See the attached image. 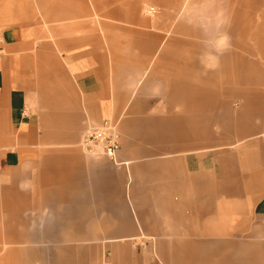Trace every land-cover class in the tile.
Returning <instances> with one entry per match:
<instances>
[{
	"label": "crops",
	"instance_id": "0c3cea01",
	"mask_svg": "<svg viewBox=\"0 0 264 264\" xmlns=\"http://www.w3.org/2000/svg\"><path fill=\"white\" fill-rule=\"evenodd\" d=\"M147 2L159 11L144 14ZM2 3L1 175L18 186L33 179L28 192L18 187L16 209L4 206V244L36 241L26 230L43 224L61 244L40 249L49 257L41 264H101L102 255L106 264H264V110L249 101L264 92H240L236 115L218 100L232 91L219 82L247 81L250 65L263 79L264 63L248 57V10L194 12L183 0ZM107 119L118 123V165L78 145L87 126ZM231 124L236 132L219 135Z\"/></svg>",
	"mask_w": 264,
	"mask_h": 264
},
{
	"label": "rangeland",
	"instance_id": "374dc122",
	"mask_svg": "<svg viewBox=\"0 0 264 264\" xmlns=\"http://www.w3.org/2000/svg\"><path fill=\"white\" fill-rule=\"evenodd\" d=\"M185 9H194V12L199 10L200 8H207L211 10V13L215 14L214 11H217L218 14H223L225 10H228V14L231 11L235 12L237 10H248L249 16H244L245 22L249 21L250 26H253L256 24V28L250 27L249 32L246 33V42L250 49V54L248 55L249 59L251 61H260L264 63V58L261 57V53L258 51L257 42H259V38H263L264 41V0H209L206 4L207 6H202L201 0H183ZM261 2V3H260ZM48 4V0H42V8L46 9V6ZM148 6H153L155 4L148 3L145 5H142L143 13L146 14L144 9ZM3 3L2 0H0V10H2ZM156 12L159 11V8L155 5ZM234 12V13H235ZM1 14V11H0ZM196 14V13H194ZM236 14V13H235ZM247 14V13H246ZM151 15V14H150ZM149 16V15H148ZM46 21V25L48 24H58L61 25L65 22L64 18L56 20L57 18L48 17V20L45 16L41 17ZM213 17H208L207 20H211ZM74 21H82L86 20L88 22H91L92 24H97L98 21H100L101 18L99 17H85V18H73ZM103 19V18H102ZM190 20L194 22H198L201 20V18L192 16L189 18ZM8 20L7 17L0 16V30L6 25V21ZM108 21V19H107ZM247 25V24H246ZM216 39H223V38H216ZM211 40V39H209ZM215 40V39H214ZM207 43L208 40H207ZM215 44V43H214ZM216 45V44H215ZM220 45V44H218ZM208 62V61H207ZM207 66H209V63H207ZM264 68V66H262ZM248 70V68H247ZM238 71V69H237ZM249 79L247 81H241L240 79H236L237 75L232 81L228 82H219V85L221 86H228L232 89L231 92L228 93L227 98H222L221 96L218 97L219 102H223L224 100L227 102L228 109L230 112L234 111V115H236V111H238L241 107L245 106L246 98L242 96L240 92H253L254 90H259L260 92H264V69H261V76L263 79H259L260 74L258 73L259 70L257 69V65L249 66ZM258 78V79H257ZM197 81V80H196ZM195 81V82H196ZM190 92H187V94ZM249 101H251L252 104H260L263 106L264 110V97L261 99L257 98H249ZM189 110V108L187 109ZM264 116V114H263ZM236 117V116H235ZM234 125V124H233ZM233 125H229L227 128L224 126H221L222 128H218L217 131L219 135L226 131L227 134H233V132H236L233 128ZM257 131L259 132V135L263 131V129H257V130H251V132ZM210 129L203 128L202 129V136L209 135ZM264 133V132H262ZM194 132L193 130H189L187 133V136H193ZM231 136V135H229ZM260 136L264 137V134H261ZM98 158H105V157H98ZM109 160V159H108ZM29 181H33L31 178L30 180H22L21 184H17V181L15 179L10 180V178L5 179L0 172V232L3 230V215H6L7 211L4 210V206L7 205V207L13 211L17 208V189L20 188L21 191H29L30 190V184ZM15 186V187H12ZM28 200L27 198H25ZM35 210L32 209H24L21 211L20 215L22 218L26 221H33L31 217L35 215ZM26 218V219H25ZM29 224L28 231H32L34 229V233L36 234V237L38 239L36 241L32 239L24 240L19 243H7L4 244V235H0V264H30V263H36L41 264V262H44V259L49 260V257L45 258L44 256H41L40 249H43L44 252L48 250L49 252L54 251L56 247H59L61 242H55L48 238H46V232L51 228L50 225H33ZM32 226V227H31ZM35 235L31 236L34 237ZM41 237V239H39ZM4 246L8 248L9 250L3 251ZM33 249H38L37 252L38 257H33L30 251ZM101 264H106L107 260L105 259L104 255L101 256L100 260Z\"/></svg>",
	"mask_w": 264,
	"mask_h": 264
},
{
	"label": "built area",
	"instance_id": "2783aa9c",
	"mask_svg": "<svg viewBox=\"0 0 264 264\" xmlns=\"http://www.w3.org/2000/svg\"><path fill=\"white\" fill-rule=\"evenodd\" d=\"M155 12L154 6L147 5L145 8L147 15ZM78 145L83 152L90 156L105 157L114 164H121L117 160V153L120 148V132L118 123L113 120L107 119L98 125L87 126L81 134Z\"/></svg>",
	"mask_w": 264,
	"mask_h": 264
}]
</instances>
